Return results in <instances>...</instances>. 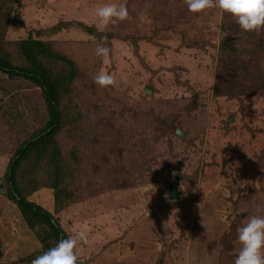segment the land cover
<instances>
[{
    "label": "rangeland",
    "instance_id": "1",
    "mask_svg": "<svg viewBox=\"0 0 264 264\" xmlns=\"http://www.w3.org/2000/svg\"><path fill=\"white\" fill-rule=\"evenodd\" d=\"M120 2L128 18L100 30L95 9ZM26 38L71 55L94 43L90 68L75 63L61 103L80 116L74 137L92 143L71 164V199L54 211L50 189L29 196L69 236L87 229L78 264H233L238 228L264 215V29L245 32L230 14L193 13L184 0H0V42H14L18 58ZM101 43L107 58L95 55ZM100 71L118 86L96 85ZM45 120L39 88L1 79L0 264H31L43 253L35 231L45 230L20 219L4 174ZM66 139L63 150L72 148Z\"/></svg>",
    "mask_w": 264,
    "mask_h": 264
},
{
    "label": "trees",
    "instance_id": "2",
    "mask_svg": "<svg viewBox=\"0 0 264 264\" xmlns=\"http://www.w3.org/2000/svg\"><path fill=\"white\" fill-rule=\"evenodd\" d=\"M88 34H84L86 41L89 40ZM1 41L0 82L4 77L28 81L40 89L43 98L45 123L17 145L6 166L4 179L7 182L6 197L18 209L20 219L32 231L35 228L45 230L42 235L35 231L44 252L55 246L60 239L69 237V234L61 228L59 219L29 196L36 191L50 189L54 211H61L71 199V172L76 163L79 164V156L83 154L84 148L92 143L85 136L74 137L70 127L78 125L80 116L73 118V112L61 108V103L73 91L72 83L77 77L75 63L82 60V69L87 71L90 68L87 59L92 57L91 53L94 51H88L87 48L94 43L81 42L86 48L74 51V60L65 49L57 51L54 45L33 38L18 42L16 58L12 56L11 49L14 42ZM223 46L231 48L226 40ZM76 127L79 128H74ZM63 135L67 139L70 137L72 148L63 150L60 140ZM72 163L75 165L71 169Z\"/></svg>",
    "mask_w": 264,
    "mask_h": 264
},
{
    "label": "clouds",
    "instance_id": "3",
    "mask_svg": "<svg viewBox=\"0 0 264 264\" xmlns=\"http://www.w3.org/2000/svg\"><path fill=\"white\" fill-rule=\"evenodd\" d=\"M188 11L200 13L206 9L218 8L221 14H230L240 29L245 32H259L264 29V0H184ZM100 30L109 24L126 20L129 16L125 3H107L95 9ZM110 49L97 44L95 55L109 57ZM93 82L102 88L117 87L118 82L108 71L93 76ZM155 191V190H154ZM167 198L168 194L165 193ZM70 217L66 216L67 221ZM87 229L77 228L73 235L60 239L55 246L36 256L31 264H78L76 246L78 241L87 242ZM240 244L233 264H264V215H251L238 228Z\"/></svg>",
    "mask_w": 264,
    "mask_h": 264
},
{
    "label": "water",
    "instance_id": "4",
    "mask_svg": "<svg viewBox=\"0 0 264 264\" xmlns=\"http://www.w3.org/2000/svg\"><path fill=\"white\" fill-rule=\"evenodd\" d=\"M177 185H178V178L175 177L173 179V181L171 182L170 184V187H169V195L171 198H177L178 197V190H177Z\"/></svg>",
    "mask_w": 264,
    "mask_h": 264
}]
</instances>
